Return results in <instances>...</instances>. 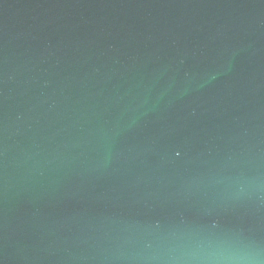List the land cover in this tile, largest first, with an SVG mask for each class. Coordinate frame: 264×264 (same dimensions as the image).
<instances>
[{
  "label": "water",
  "instance_id": "95a60500",
  "mask_svg": "<svg viewBox=\"0 0 264 264\" xmlns=\"http://www.w3.org/2000/svg\"><path fill=\"white\" fill-rule=\"evenodd\" d=\"M183 226L264 239V0H0V264Z\"/></svg>",
  "mask_w": 264,
  "mask_h": 264
},
{
  "label": "clouds",
  "instance_id": "9594fccd",
  "mask_svg": "<svg viewBox=\"0 0 264 264\" xmlns=\"http://www.w3.org/2000/svg\"><path fill=\"white\" fill-rule=\"evenodd\" d=\"M168 235L176 242L133 257V264H264V239L240 230L183 226Z\"/></svg>",
  "mask_w": 264,
  "mask_h": 264
}]
</instances>
